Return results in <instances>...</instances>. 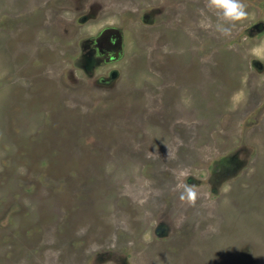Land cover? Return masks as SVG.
I'll return each mask as SVG.
<instances>
[{"label":"rangeland","instance_id":"rangeland-1","mask_svg":"<svg viewBox=\"0 0 264 264\" xmlns=\"http://www.w3.org/2000/svg\"><path fill=\"white\" fill-rule=\"evenodd\" d=\"M243 3L224 36L207 0H0V264H264Z\"/></svg>","mask_w":264,"mask_h":264},{"label":"clouds","instance_id":"clouds-1","mask_svg":"<svg viewBox=\"0 0 264 264\" xmlns=\"http://www.w3.org/2000/svg\"><path fill=\"white\" fill-rule=\"evenodd\" d=\"M206 7L217 16L216 31L224 36L231 34L235 22L242 21L248 16L243 0H207ZM193 194L189 192V196Z\"/></svg>","mask_w":264,"mask_h":264},{"label":"flooded vegetation","instance_id":"flooded-vegetation-1","mask_svg":"<svg viewBox=\"0 0 264 264\" xmlns=\"http://www.w3.org/2000/svg\"><path fill=\"white\" fill-rule=\"evenodd\" d=\"M26 5H30V4L27 3ZM19 7L26 8L25 6H19ZM29 7H31V5H30ZM37 7H38V6L32 7V10H33V11L36 10ZM78 8H81V7H78ZM32 10H31V11H32ZM67 10H69V9H67Z\"/></svg>","mask_w":264,"mask_h":264}]
</instances>
